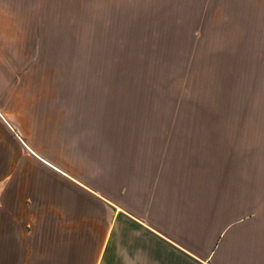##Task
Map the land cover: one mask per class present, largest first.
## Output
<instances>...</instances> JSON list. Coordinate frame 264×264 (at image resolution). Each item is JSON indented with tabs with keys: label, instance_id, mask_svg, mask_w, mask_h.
<instances>
[{
	"label": "rangeland",
	"instance_id": "obj_1",
	"mask_svg": "<svg viewBox=\"0 0 264 264\" xmlns=\"http://www.w3.org/2000/svg\"><path fill=\"white\" fill-rule=\"evenodd\" d=\"M76 137L115 170L156 166L209 242L242 217L226 254L251 242L264 264V0H0V195L41 166L30 150L57 165ZM10 220L0 264H29ZM203 237L184 263L213 264Z\"/></svg>",
	"mask_w": 264,
	"mask_h": 264
},
{
	"label": "crops",
	"instance_id": "obj_2",
	"mask_svg": "<svg viewBox=\"0 0 264 264\" xmlns=\"http://www.w3.org/2000/svg\"><path fill=\"white\" fill-rule=\"evenodd\" d=\"M80 139L72 147L61 146V151L73 150L74 159L57 165L27 147L41 166L12 176L1 189L0 216L27 231L29 264H180L181 259L186 264L183 260L199 253L205 229L207 259L213 264H258L251 242L226 254L229 233L238 230L243 237L242 217L214 230L215 242H209L210 223L196 225L189 204L178 207V200L165 201L161 192H153L156 166L149 179L135 169L115 170L111 159L105 164L98 148H86ZM142 185L148 191H141ZM196 232L200 239L195 241ZM219 252L225 255L216 261Z\"/></svg>",
	"mask_w": 264,
	"mask_h": 264
}]
</instances>
